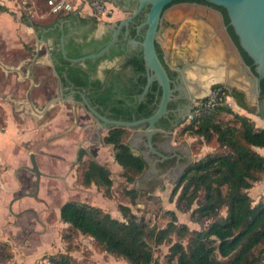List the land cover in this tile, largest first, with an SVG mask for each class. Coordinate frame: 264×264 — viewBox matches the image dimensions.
<instances>
[{"label":"trees","instance_id":"trees-1","mask_svg":"<svg viewBox=\"0 0 264 264\" xmlns=\"http://www.w3.org/2000/svg\"><path fill=\"white\" fill-rule=\"evenodd\" d=\"M180 2L203 4L218 10L244 63L253 68L250 58L239 48L222 7L204 0H173L163 12ZM0 11H6V8L0 5ZM21 20L36 30L40 29V24L29 20L25 14ZM156 50L162 61L161 50ZM121 52L111 53L109 57ZM124 65L132 67L134 76L130 87L120 95L111 89L103 94L94 91L99 87V80L90 82L80 67L72 71L76 77L71 76V72L69 76L78 88L90 86L91 93H86L88 102L107 118L135 121L149 117L157 108L161 88L153 82L142 99L135 98L143 90L147 77L141 50L129 54ZM210 88H220L223 99L231 97L239 107L250 111L243 91L220 83H214ZM260 88L257 99L263 101L264 79ZM222 114L231 118L223 120L220 118ZM184 122H180L181 133L203 139L208 144L215 143L212 151L188 164L175 182V192L180 189L178 199L184 201L188 209L195 203L191 216L196 221L210 220L206 226L200 230L189 229L186 224L178 223L175 213L169 210L170 220L164 227L156 229L147 226L126 206L120 207L124 218L120 220L101 207L72 200L63 203L59 209V219L67 225V234L62 238L69 240L70 233L88 236L102 251L128 264H158L148 239L159 245L174 234L177 240L169 246L167 254L170 264H260L264 256V200L252 205L248 191L264 176V155L257 151V148H264V128L257 127L249 116L234 111L224 101L212 109L200 110L189 122ZM125 130L112 126L102 141L112 145L114 161L122 168L125 180L131 183L143 174L147 164L123 140ZM86 154L85 149L79 148L76 162L82 161ZM110 175L106 166L90 159L82 171V184L103 186L104 193L109 195L112 186ZM223 209L224 214L221 213ZM183 239H187L186 244ZM3 244L6 242L0 243L1 246ZM7 253L3 256L0 248L1 259L10 260L12 254ZM39 264L77 263L68 253L59 252Z\"/></svg>","mask_w":264,"mask_h":264},{"label":"rangeland","instance_id":"rangeland-1","mask_svg":"<svg viewBox=\"0 0 264 264\" xmlns=\"http://www.w3.org/2000/svg\"><path fill=\"white\" fill-rule=\"evenodd\" d=\"M32 3L33 12L28 19L38 24L48 20L50 16H42L49 13L45 0H32ZM0 4L6 7L11 19L22 21L20 18L23 17L25 10L19 0H0ZM108 6L111 12L115 11L121 18L129 15L128 10H116L115 7H110V4ZM218 13V10L212 7L187 2L173 4L163 12L157 40L170 66L179 64L182 57L193 58L190 47L195 48L197 45V26L201 21L219 22L220 14ZM96 23L101 25L103 21L96 20ZM197 71L199 75L195 81L196 85L205 86L207 92L196 95L192 105L195 100L204 97L211 90L210 83L207 84V74L210 70L198 68ZM193 88L195 89V85L189 84V89L193 90ZM64 104V108L57 106L48 110L45 118L41 120L45 122L55 116L62 118L58 128L62 131L61 135L66 138L67 165L70 162L69 168L66 167L65 170L64 186L61 189L50 187L47 197L38 194L32 197L40 201L38 204L37 200L31 203L26 202L30 200L23 199V191L17 192L11 187L3 188L0 184V243L6 242L5 245H0V248L3 256H6L7 252L12 254L10 260L0 258V264H39L46 261L50 255L59 252L68 253L77 264H128L115 255L102 251L88 236L70 233L69 240L62 238L63 234H67V225L59 220L58 210L67 201L86 202L101 207L112 217L120 220H124L120 207L126 206L138 219H143L147 226L156 229L164 227L170 220L167 213L169 210L175 213L178 223L186 224L189 229L200 230L210 222L205 219L196 221L192 218L191 212L196 205L194 203L188 209L185 202L178 199L180 189L175 192L177 180L172 182L168 178L142 179L138 182V188H136V180L127 182L122 176V168L114 161L112 145L104 144L102 141L107 130H100L99 136L95 131L98 126L97 120L87 113L81 104L77 108L76 106L72 108L71 103ZM231 108L233 109L232 106ZM2 117L0 110V118ZM220 118L226 120L231 117L228 114H222ZM184 123L187 121L185 120ZM181 126L174 130L173 141L188 144L193 162L213 150L214 142L208 144L203 139L183 134L180 132ZM45 127L50 131L52 126L46 124ZM133 131L126 128L123 140L127 142ZM79 147L85 148L87 154L83 156L82 161L71 162V156ZM131 149L134 153H138L137 148ZM90 159L109 169L112 178L109 195L104 193L103 186L82 184V171ZM3 167L1 166L2 171H4ZM261 181L263 182L254 184L248 191L252 205L264 200V176ZM221 213L224 214V209ZM176 240L177 237L174 234L169 240L159 245L148 239L158 264H170L167 262L169 246ZM186 241L187 239H183L184 244ZM260 264H264V256Z\"/></svg>","mask_w":264,"mask_h":264},{"label":"crops","instance_id":"crops-1","mask_svg":"<svg viewBox=\"0 0 264 264\" xmlns=\"http://www.w3.org/2000/svg\"><path fill=\"white\" fill-rule=\"evenodd\" d=\"M109 4L114 8L110 1ZM115 9L118 10L116 7ZM42 16L50 17L36 30L22 21L11 19L7 9L0 11V110L3 114L0 118V184L3 188L11 187L14 191H23V199L30 200L26 201L28 203L37 200L32 198L37 194L47 197L50 187L61 189L65 183L66 167L69 168L70 165V162L68 165L66 162V138L58 128L62 118L55 116L45 122L41 120L51 108H64L65 102L71 103L72 108H77V101L80 100V96L68 95L71 89H79L69 75L80 65L71 64L67 70L59 64V61L65 62L61 54V34L63 43L66 38L81 41L72 32L76 29V17L72 13H46ZM80 17L84 21L85 18ZM120 19L123 18L114 11L103 18L101 25L96 23V19L95 24L101 29L109 28L113 31L111 23ZM40 36L44 41L38 47ZM196 40L195 48L190 47L193 58L188 59L185 56L179 62L194 63L185 70L189 84L196 85L198 68L210 70L207 84L209 82L210 86L220 83L243 91L246 103L251 108L249 112L239 107L231 97L228 102L234 111L249 116L257 127L264 128V100L258 101L248 95L249 83L245 80L243 62L223 28L221 16L219 22L201 21L196 29ZM157 42L159 44L158 40ZM161 50L163 51L162 48ZM121 63V59L114 58L108 65L118 68ZM102 66L103 63L100 68ZM71 76L76 77L75 74ZM102 78L98 71L91 79L100 82ZM46 124L52 126L50 131L45 127ZM257 151L264 155V148H257ZM31 152L34 153L41 172L38 190L34 196L29 194L35 190V175L25 168L30 165L28 156ZM76 154L77 151L71 156V162L76 161ZM1 166H4V171Z\"/></svg>","mask_w":264,"mask_h":264},{"label":"water","instance_id":"water-1","mask_svg":"<svg viewBox=\"0 0 264 264\" xmlns=\"http://www.w3.org/2000/svg\"><path fill=\"white\" fill-rule=\"evenodd\" d=\"M171 1L173 0H137L138 4L134 9L131 10V13L128 16L118 20L117 22L111 23V26L114 28L111 39L95 53L87 54L75 59H70L66 56L63 43L64 38L62 34L60 38L61 54L64 58H67L72 62H80L84 59L99 58L106 52H108V50L118 42V35L120 31L123 29L126 34L128 24L136 17V15L141 12L144 6H148L147 11L144 13V20L137 27V31L142 27L144 28L141 40L126 37L124 42L130 48H137L141 50L144 66L147 71L146 83L141 93L136 97L138 99H142L148 92V89L153 82H157V84L161 88L160 99L153 114L149 117L135 121L110 119L96 111V109L88 103L84 95H80L82 105L88 111V113L93 116L98 122V126L95 128V131L99 136L100 130H108V128L112 126L133 129L136 131L135 134H132V136H130L127 144L131 148H138V142H141L144 146L148 147L147 151L140 152L142 159L146 163L149 162L148 153L150 151L161 156L160 162H162V160L166 158V156H164L154 148V141L152 140V138L157 134H169V132L158 128L156 124L159 119L166 115L168 102L175 89L172 88V81L168 76L163 62L159 58L158 52L156 50V43L160 26L162 24L163 9ZM204 1L215 6L222 7L225 10L226 16L228 18V26L232 28L233 33L236 36L239 48L248 56V58H250L252 62L253 68H251L250 65L245 64L238 51V48L233 43L243 62L242 67L245 71V80L249 83L248 95L254 99H257L259 93L261 92L260 82L262 79H264V0ZM221 20L223 28L227 32V25L224 24L222 16ZM42 41H44V38L40 36V38H38L37 45L40 46ZM192 64L194 63L184 64L181 67L175 68V71L178 72L181 79L187 84H189V81L186 78L185 70L186 68H188V66H192ZM178 89L183 90L186 95L189 94L190 99L194 100L195 95L193 92L184 89L181 86ZM168 144H170L169 141ZM171 148L174 150V155L177 158L183 156L187 159V162L178 164L177 169L172 173L165 171L159 176V179L168 178L172 182H175L181 176L187 165L193 162V158L191 156L189 146L186 142H180L171 146ZM28 158L30 165L25 166V168L35 175V190L32 194L29 195L34 196L38 190V183L41 172L38 168L34 153L31 152ZM155 163V160L152 161L151 167L145 169L140 178L136 179V188H138L139 180L150 179L147 174L157 171Z\"/></svg>","mask_w":264,"mask_h":264},{"label":"flooded vegetation","instance_id":"flooded-vegetation-1","mask_svg":"<svg viewBox=\"0 0 264 264\" xmlns=\"http://www.w3.org/2000/svg\"><path fill=\"white\" fill-rule=\"evenodd\" d=\"M109 1L113 4L114 7H116L119 10H123V11L128 10L129 14L131 13V10L134 9L138 4L137 0H109ZM180 3H185V2H180ZM147 9L148 6H144L141 12L138 15H136V17L128 24L126 34L123 29L120 31L118 35V42L114 46H112L108 50V52H106L103 56L94 59H84L83 61L80 62H72L67 58H65L64 59L65 62L59 61V64L63 65L64 69L68 70L71 64L77 63L78 65H80V68L87 73V76L90 77L89 79L90 82L95 81V79H91V78L92 76L94 77L95 75H97L98 71H100L103 78L100 80L98 89H94V91L98 90L100 94H103L107 90L111 89L113 92L118 93V95H120V93H123V90H126L128 87H130L131 85L130 80L134 76V71L132 67L124 64L126 62V59L129 57V54H131L133 51L138 50L137 48L135 49L129 48L125 44L124 40L126 37L134 38L136 40H141L144 28L142 27L140 30L137 31V27L144 20V13L147 11ZM72 14L76 17L75 19L76 29L72 30V32L74 33L73 36L77 35L76 37L81 41L76 42L75 39L66 38L64 43V49L66 51V56L68 58L75 59L87 54L95 53L111 39L112 33L114 31L113 29H112L113 31H111V29L109 28H104V29L99 28L97 24H95V18L93 17H82L85 18L84 21H82L80 20L81 19L80 15L76 13H72ZM132 29H134V32H132ZM157 48L161 50L158 42L156 43V49ZM119 51L122 52L120 54H116L112 57H109L111 53H117ZM161 53H162V62L166 68L168 76L172 81L171 86L175 90L173 91L172 96L168 102L166 115L161 119H159V121L156 124L158 128L165 130L166 132H169V134L167 135L157 134L154 135L152 138V140L154 141L153 144L154 148L158 150L160 153H162L164 156H166V158H164L162 162H160L161 156L151 151L148 153L149 162L146 163L147 167L145 169L150 168L151 163L154 160L156 161L155 165L157 167L156 172L147 174V176L150 177V179L152 180H160L159 176L162 173H164L165 171L172 173L174 170L177 169L178 164H183L187 162V159L184 158L183 156L177 158L174 155V150L171 148V146L178 144L177 142L173 141L174 130L181 125L180 124L181 121L185 120L187 112L190 111V109L192 108V101H193L190 99L189 94L186 95L183 90L178 89L181 86L184 89L190 90L189 84L185 83L179 76L178 72L175 71V68L181 67L182 65H184V63L177 64L175 67L172 68L168 65L165 59V54L162 50ZM105 55L107 57H104ZM114 58H119L122 60V63L119 65L118 68H113V66L108 65L109 63H111V61ZM102 63L103 66L100 68V65ZM71 73L73 74L74 72ZM145 75L147 76L146 70H145ZM198 90H200L201 93L207 92L206 87L203 85L202 86L195 85V89L193 88V90L190 91L193 92L195 95ZM86 93L89 94L91 93L90 86L88 88H79L73 90L71 89L68 95L74 97H79L80 95H84V97L86 98ZM134 97L136 98V96ZM81 101L82 100L80 98V100H78L77 102L81 104V106H83ZM132 103L129 104L131 105ZM86 112L88 113L87 110ZM135 133L136 131L134 130L133 134ZM168 141L170 142V144H168ZM137 150L138 153L140 154V152L142 151H147L148 147L144 146L141 142H138Z\"/></svg>","mask_w":264,"mask_h":264},{"label":"built area","instance_id":"built-area-1","mask_svg":"<svg viewBox=\"0 0 264 264\" xmlns=\"http://www.w3.org/2000/svg\"><path fill=\"white\" fill-rule=\"evenodd\" d=\"M24 8L27 18L32 15V0H19ZM45 5L50 14H68L76 13L80 16H91L97 21H103V18L111 13L108 0H45ZM39 47V46H38ZM220 88L211 89L204 96L193 102L192 108L187 113L185 120L189 122L200 110H209L220 104L228 103V96L223 99Z\"/></svg>","mask_w":264,"mask_h":264},{"label":"bare ground","instance_id":"bare-ground-1","mask_svg":"<svg viewBox=\"0 0 264 264\" xmlns=\"http://www.w3.org/2000/svg\"><path fill=\"white\" fill-rule=\"evenodd\" d=\"M204 93H205V92L201 93V91L198 90L197 93L195 94V96H196V95L199 96V95H202V94H204Z\"/></svg>","mask_w":264,"mask_h":264}]
</instances>
